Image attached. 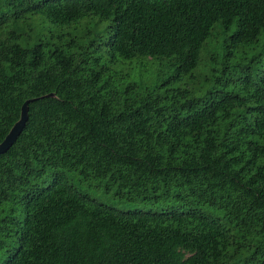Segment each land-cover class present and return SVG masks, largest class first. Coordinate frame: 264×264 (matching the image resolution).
<instances>
[{
  "label": "trees",
  "instance_id": "1",
  "mask_svg": "<svg viewBox=\"0 0 264 264\" xmlns=\"http://www.w3.org/2000/svg\"><path fill=\"white\" fill-rule=\"evenodd\" d=\"M25 102L0 264H264V0H0V143Z\"/></svg>",
  "mask_w": 264,
  "mask_h": 264
},
{
  "label": "rangeland",
  "instance_id": "2",
  "mask_svg": "<svg viewBox=\"0 0 264 264\" xmlns=\"http://www.w3.org/2000/svg\"><path fill=\"white\" fill-rule=\"evenodd\" d=\"M116 68L122 75L127 77L128 81L147 87L156 85L161 79L169 75V72L165 71L162 76L158 77L160 64L148 60H141L140 62H137V59L122 61L117 64ZM80 190L106 204L113 203V200L104 194L100 187L97 188L95 184L90 187H81Z\"/></svg>",
  "mask_w": 264,
  "mask_h": 264
},
{
  "label": "water",
  "instance_id": "3",
  "mask_svg": "<svg viewBox=\"0 0 264 264\" xmlns=\"http://www.w3.org/2000/svg\"><path fill=\"white\" fill-rule=\"evenodd\" d=\"M27 103L28 102H25L21 108L20 119L18 120V122L14 124L8 135L0 143V155L7 152V150L15 143L17 137L22 132L27 120Z\"/></svg>",
  "mask_w": 264,
  "mask_h": 264
}]
</instances>
